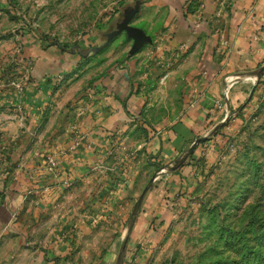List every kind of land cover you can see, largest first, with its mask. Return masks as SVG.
Returning <instances> with one entry per match:
<instances>
[{
	"label": "crops",
	"instance_id": "obj_1",
	"mask_svg": "<svg viewBox=\"0 0 264 264\" xmlns=\"http://www.w3.org/2000/svg\"><path fill=\"white\" fill-rule=\"evenodd\" d=\"M199 1L183 0L180 17H172L174 30L162 43L167 88L161 97L158 88H140L130 57L115 59L98 75L89 88L94 95L66 106L81 86H70L65 101L54 96L52 77L73 70L80 58L58 45L34 50L32 84L23 93L0 94L6 114L0 115V248L31 256L14 264H108L88 248L104 212L132 201L154 170L152 153L165 164L177 160L221 121L226 89L234 86V99L248 85L242 75L264 57V0ZM157 106L180 108L167 115L169 127L155 128ZM50 153L55 169L47 165ZM195 160L172 175L195 176Z\"/></svg>",
	"mask_w": 264,
	"mask_h": 264
},
{
	"label": "rangeland",
	"instance_id": "obj_2",
	"mask_svg": "<svg viewBox=\"0 0 264 264\" xmlns=\"http://www.w3.org/2000/svg\"><path fill=\"white\" fill-rule=\"evenodd\" d=\"M135 1L0 0V94L9 88L23 93L32 84L34 50L58 45L80 58L73 70L52 77L54 96L65 101L70 86H81L79 95L70 97L66 106L86 93L94 95L96 91L89 88L98 75L115 59L127 62L130 57L137 65L134 76L141 74L140 88H158L155 95L161 97L167 88L162 43L172 35V17H180L183 0H142L132 22L143 26L153 40L136 52H129L133 37L126 30L103 48H93ZM198 1L188 0V4ZM260 62L242 75L248 85L238 89V98L233 99L234 86L223 93L221 121L197 143L198 154L187 157L196 159L195 176L190 173L191 178L179 179L171 171L192 142L166 165L152 158V153L154 170L132 201L112 204L109 214L104 212L101 229L88 236L90 254L100 255L108 264H117L123 248L121 264H264V70L258 72L264 57ZM59 90L62 94L57 96ZM153 110L156 129L169 127V116L180 112L173 106ZM0 115L6 114L0 110ZM146 184L149 187L135 220L131 211ZM29 257L27 251L10 253L0 248V264Z\"/></svg>",
	"mask_w": 264,
	"mask_h": 264
},
{
	"label": "water",
	"instance_id": "obj_3",
	"mask_svg": "<svg viewBox=\"0 0 264 264\" xmlns=\"http://www.w3.org/2000/svg\"><path fill=\"white\" fill-rule=\"evenodd\" d=\"M141 2H142V0H136L133 5H129L130 7L128 9L126 8L124 16L120 21H118L117 26L112 28L111 30L106 31V34H107L106 39L102 43L94 45L93 48H95L97 50L103 48L105 45L108 44V42L115 35L120 33L122 30H126L127 34L130 37H133V43H132L131 47L129 48L130 53L136 52L146 42L152 41L153 37H152L151 33H149L143 26L135 24L132 22V18L138 12V10L141 6ZM263 70H264V63L259 67L258 72L261 73ZM215 127L217 128L218 124ZM205 137H206V134L197 136L192 141V143L188 147L187 151L177 160V162L172 164V166H177V165L182 164L187 159V157L193 153L194 149L196 148L197 143ZM155 176H156V174L154 173L151 176V179H153ZM148 187H149V184H146L144 186V188L142 189V191L138 197L137 202L142 201Z\"/></svg>",
	"mask_w": 264,
	"mask_h": 264
},
{
	"label": "trees",
	"instance_id": "obj_4",
	"mask_svg": "<svg viewBox=\"0 0 264 264\" xmlns=\"http://www.w3.org/2000/svg\"><path fill=\"white\" fill-rule=\"evenodd\" d=\"M80 52H81L82 55L85 54V53H84L83 51H81V50H80ZM193 154H194V152H193ZM193 154H192L191 157L194 156ZM190 161H191V159L185 160L180 166H182L184 163H186V162H190ZM162 165H166V164L163 163ZM180 166L177 165V166L174 167V169H178ZM140 203H141V202H137V203L134 205V207H133V209H132V211H131V217H132V218H136V217H137V215H138V213H139V211H140V207H141V204H140ZM124 250H125L124 248L121 249V251H120V253H119V255H118V258H117V264H121V263H122V258H123Z\"/></svg>",
	"mask_w": 264,
	"mask_h": 264
},
{
	"label": "built area",
	"instance_id": "obj_5",
	"mask_svg": "<svg viewBox=\"0 0 264 264\" xmlns=\"http://www.w3.org/2000/svg\"><path fill=\"white\" fill-rule=\"evenodd\" d=\"M19 87L22 89L23 88V85L18 83ZM47 165L49 168L51 169H55L57 166H58V160H57V157L54 153H50L48 156H47Z\"/></svg>",
	"mask_w": 264,
	"mask_h": 264
},
{
	"label": "flooded vegetation",
	"instance_id": "obj_6",
	"mask_svg": "<svg viewBox=\"0 0 264 264\" xmlns=\"http://www.w3.org/2000/svg\"><path fill=\"white\" fill-rule=\"evenodd\" d=\"M131 5H133V4H131ZM130 6H127L126 8L128 9ZM126 8L124 9V13H125V10H126ZM116 27V26H115Z\"/></svg>",
	"mask_w": 264,
	"mask_h": 264
}]
</instances>
